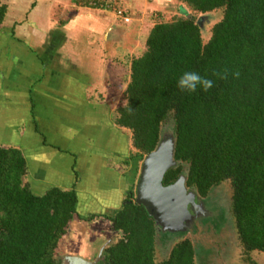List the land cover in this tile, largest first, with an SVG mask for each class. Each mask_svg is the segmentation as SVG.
<instances>
[{"label": "trees", "instance_id": "obj_1", "mask_svg": "<svg viewBox=\"0 0 264 264\" xmlns=\"http://www.w3.org/2000/svg\"><path fill=\"white\" fill-rule=\"evenodd\" d=\"M178 1L181 15L153 24L143 52L130 61L124 103L115 109L113 123L129 132L134 153L128 160L136 171L135 162L153 149L161 124L171 119L178 164L161 184L173 182L182 165L185 186L200 196L226 183L234 232L248 262L250 252L264 253V0ZM213 12L219 17L203 40L194 16ZM5 13L0 0V24ZM224 69L227 79L213 75ZM185 71L215 86L181 92L177 81ZM25 174L20 151L0 146V264H59L55 250L75 216L107 223L117 235L94 264H194L187 238L154 259L153 221L130 202L133 184L112 211L82 217L73 188L52 186L35 194Z\"/></svg>", "mask_w": 264, "mask_h": 264}, {"label": "crops", "instance_id": "obj_2", "mask_svg": "<svg viewBox=\"0 0 264 264\" xmlns=\"http://www.w3.org/2000/svg\"><path fill=\"white\" fill-rule=\"evenodd\" d=\"M30 2L27 13H16L8 25L5 21L11 15V3L5 2L6 13L0 24V146L20 151L26 166L24 180L31 192L41 194L52 186L73 188L80 216L106 213L121 203L124 190L136 181L139 165L135 163V175L126 185L124 173L114 167L126 165L129 133L114 125V111L108 103L89 97L100 90L96 75L105 62L97 49L101 41L79 43L69 39V31L81 27L104 40L108 30L115 34V26L105 21L112 18L108 9L121 6L132 12V6L144 1L71 0L69 7L54 0ZM168 2L151 3L163 7ZM104 4L109 8L102 7ZM10 6L20 8L22 4ZM55 9L64 20L54 18ZM111 40L115 41L109 38V43ZM83 45L97 53L94 61L80 59L79 55L86 52ZM80 63L87 67L84 71ZM74 219L84 222L76 216ZM72 231L69 226L65 236H75ZM65 255L78 256L59 257Z\"/></svg>", "mask_w": 264, "mask_h": 264}, {"label": "rangeland", "instance_id": "obj_3", "mask_svg": "<svg viewBox=\"0 0 264 264\" xmlns=\"http://www.w3.org/2000/svg\"><path fill=\"white\" fill-rule=\"evenodd\" d=\"M30 1L31 0H1L2 3L6 2L7 4H22L20 8L14 6L12 7L10 6L11 4L9 5V14L11 15H8V21H5L6 24L8 25L12 20L16 19V13H18L19 16L25 15L28 10L27 7L31 3ZM54 1L60 2L64 7H69L71 3V0ZM143 1L144 2L139 3V5L137 4L136 6L131 7L133 13L121 6L116 7L120 10L127 11L129 14L127 15V22L117 18L113 12H111L112 18L110 20L109 18L105 20L109 23L111 22L115 26V34H111L109 30L107 31V36L109 35V38L115 39V41L111 40L109 43L108 57H106L104 50L103 38L100 40L96 34L81 30V27H75L69 31V39L71 40L72 38V40H79V43L82 40L87 42L88 40L92 41L93 39H99V42L101 41V44L98 42L99 45L97 46V49L100 48L101 53L103 54V60L105 62H103L102 68H100L98 71V76L96 75V79L99 81L98 84L96 83L97 89L100 90L99 93L94 91L89 95V97L92 100H95V102L108 103V106L113 109V111H115L118 106L124 103L123 90L128 81L130 61L133 58L140 56V54L143 52L144 40L151 26L158 22L170 21L173 17L181 15L177 9V7L181 5L178 0H169V2L163 7L153 5L151 3L152 0ZM58 9L62 8L58 7ZM58 9L53 11L54 18L57 21H59L60 18L64 20V15ZM108 10L111 11V9ZM206 14L207 17L201 21L202 29L200 33L203 40L208 37V29L210 25L219 17V13L217 12ZM200 15L201 14H196L194 16L195 21L198 20ZM48 37L49 36L47 34V38ZM82 48H84L86 52H82L81 55H79L80 59L94 61L93 59L97 53L94 51L92 52L91 50L93 49L89 47V50L91 51L90 52L86 45H83ZM80 65V70L84 71V69L87 68L84 67V63H80ZM102 79L105 81L103 82ZM170 127H172V121L170 118H168L163 121L160 129L162 128L167 131ZM127 133L129 132L127 131ZM133 153L134 150L129 147V151L126 156L127 163L131 164V162H128V159ZM140 162L141 160L135 163L136 165H139ZM130 164L124 165L121 163L120 165L114 167L120 168L122 170L126 185L130 184L131 179H133V176L135 175V170H132ZM184 167L185 165H183V168ZM132 184L134 185L135 182ZM215 192L216 193H213L217 198L220 199L221 207L225 208L224 212L227 224H223L219 215L217 216L218 219L213 221L212 224L210 223L208 227L206 225L207 223H204L205 225H201L202 227L200 230L195 229L193 233L188 232L183 236H177L171 240L168 245H163L164 239L158 235L156 238L157 243L154 249V259L156 261L164 258L167 255L168 249L172 246L177 238H187L190 240L192 246L198 250V256L196 258L198 261H196V264H264V253H256L255 251L249 253L248 257L250 260L248 262L244 261L238 246L236 234L234 232L233 221L229 214V189L227 184L222 183L217 185ZM123 198L124 197L122 194L121 198H119V201ZM215 208L219 209L220 206L217 204V207ZM110 213L111 212H109V214ZM86 216L88 215H85V217ZM221 224H223L222 227H220ZM70 228L73 230L71 233H76V235H67L63 239L59 240L55 250V256L58 258V260L59 255L70 254L78 255L87 261L95 263L99 259V253L101 249L107 243L114 241L117 238V235L109 230L108 224L101 221H93L85 224L84 222H77V220L74 219L70 224ZM78 229L80 230L79 232L76 231Z\"/></svg>", "mask_w": 264, "mask_h": 264}, {"label": "water", "instance_id": "obj_4", "mask_svg": "<svg viewBox=\"0 0 264 264\" xmlns=\"http://www.w3.org/2000/svg\"><path fill=\"white\" fill-rule=\"evenodd\" d=\"M206 17L207 14L204 13L196 20L200 31L202 29L201 21ZM108 46L109 37L105 35L104 50L106 55L108 54ZM173 153L174 134L172 127L167 131L162 128L159 129L157 141L153 149L143 156L139 164L133 189V198L130 201L135 205L142 206L146 214L152 219L154 246L157 243L156 238L158 235L164 239L163 245H168L177 236H183L188 232L193 233L196 228L195 222L198 225H203L209 210L210 212L213 211L214 218L220 214L223 224H227L224 212L225 208L221 207L220 199L214 194L216 193V186L211 187L204 198H199L197 192L193 189L186 190V166L183 168L182 165L181 171L173 182L167 185L161 184L164 173L169 168H174L178 164L173 158ZM196 200H198V203H196ZM217 204L220 206L218 210L221 213L212 209L213 205L217 207ZM187 206H189V210H187ZM201 214L202 216L200 217ZM212 222L213 220L207 222V227ZM192 249L193 262L196 264V261H198L196 259L198 250L194 246H192ZM59 260L60 264H94V262L87 261L78 256L65 255L59 257Z\"/></svg>", "mask_w": 264, "mask_h": 264}, {"label": "clouds", "instance_id": "obj_5", "mask_svg": "<svg viewBox=\"0 0 264 264\" xmlns=\"http://www.w3.org/2000/svg\"><path fill=\"white\" fill-rule=\"evenodd\" d=\"M213 75L219 79H227L228 71L224 69L222 72H213ZM238 76V73H234ZM215 86L214 80L201 76L199 73L194 71H185L180 75L177 81V88L184 93H195L198 90L208 92Z\"/></svg>", "mask_w": 264, "mask_h": 264}, {"label": "flooded vegetation", "instance_id": "obj_6", "mask_svg": "<svg viewBox=\"0 0 264 264\" xmlns=\"http://www.w3.org/2000/svg\"><path fill=\"white\" fill-rule=\"evenodd\" d=\"M185 188H186V190H190V189H193V188H191V187H186L185 186ZM194 190V189H193ZM206 195V194H205ZM205 195L204 196H200V195H198L199 196V198H204L205 197ZM196 203H198V200H196ZM187 208V210H189V206H187L186 207ZM207 208H210V207H207ZM212 209L213 210H217L218 212H219V210L217 209V208H215V205H213V207H212ZM202 213V212H201ZM220 213V212H219ZM217 214V213H216ZM220 215V214H219ZM202 216V214L200 215V217ZM215 216L213 215V211L212 212H210V210H209V212H208V214H207V217H205V222L204 223H207V222H209L210 220H217L218 219V217H216V218H214ZM203 218V217H202ZM205 225V224H204ZM195 229H197V230H200L201 229V225H198L196 222H195ZM190 233V232H189ZM179 237V236H178ZM177 240H179V238H177L175 241H177ZM189 240V239H188ZM174 241V242H175ZM190 241V240H189ZM191 243V242H190ZM192 245V244H191ZM101 252V251H100ZM100 254V253H99Z\"/></svg>", "mask_w": 264, "mask_h": 264}, {"label": "built area", "instance_id": "obj_7", "mask_svg": "<svg viewBox=\"0 0 264 264\" xmlns=\"http://www.w3.org/2000/svg\"><path fill=\"white\" fill-rule=\"evenodd\" d=\"M92 6H94V4L95 3H93V2H91L90 3ZM104 6H107V5H102V7H104ZM100 7H101V5H100ZM107 8H109V7H107ZM111 8V7H110ZM111 12H113L114 13V15L117 17V18H119V19H121L122 21H124V22H127L128 21V16H126L123 12V10H120V9H118V8H114V7H112V9H111Z\"/></svg>", "mask_w": 264, "mask_h": 264}]
</instances>
